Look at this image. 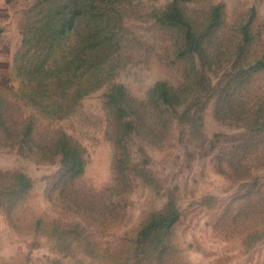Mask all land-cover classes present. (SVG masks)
Masks as SVG:
<instances>
[{
    "label": "rangeland",
    "instance_id": "rangeland-1",
    "mask_svg": "<svg viewBox=\"0 0 264 264\" xmlns=\"http://www.w3.org/2000/svg\"><path fill=\"white\" fill-rule=\"evenodd\" d=\"M36 1L0 0V91L11 102L12 117L22 113L36 126L23 147L16 139L0 137V264H129V257L143 264L158 259L169 264H264V118L258 124L240 118L229 121L220 113V108H226L225 85L234 73V59L264 56V0H183L194 22L207 23L213 8H218L219 21L196 57L199 73L206 72L211 80L210 91L192 104L194 131L178 117L182 107L176 110L164 142L147 141L129 129L126 140L133 180L113 209L89 219L91 236L98 243L94 257L83 244L58 233L66 217L62 168L52 145L58 129L64 130L83 151V171L76 183L99 193L107 187L117 189L118 149L110 138L106 97L111 85L104 83L78 97L68 90L63 97L64 115L53 112V99L50 103L49 96L35 95L24 85L31 60L22 41L24 13L27 7L31 15L44 8ZM169 1L135 0L123 11L120 25L136 41L124 46L121 59L119 54L105 64L114 65L111 84L123 86L125 104L148 100L157 82L173 87L182 82L184 65L176 53L174 31L149 17ZM29 22L36 23L34 18ZM247 22L250 35L243 41L242 54H237L240 27ZM247 72L242 85L232 82L230 87L236 116L254 115L257 106L264 114V66ZM53 97L61 101L59 93ZM95 199L100 197L96 194ZM170 200L180 208L179 219L168 230L170 250L129 252L120 263L100 257L120 250L124 235L134 233ZM107 241L110 245L105 249Z\"/></svg>",
    "mask_w": 264,
    "mask_h": 264
},
{
    "label": "trees",
    "instance_id": "trees-1",
    "mask_svg": "<svg viewBox=\"0 0 264 264\" xmlns=\"http://www.w3.org/2000/svg\"><path fill=\"white\" fill-rule=\"evenodd\" d=\"M134 1L37 0L36 3L42 2L44 8L31 15V8L27 7L24 13L25 27L22 29V41L24 47H27L26 53H31L28 75L23 80L24 85L28 86L35 95L49 96L50 103L53 99L52 105L55 104L53 112H63L61 115L66 113L63 109L67 102L63 97L70 89H73L78 97L101 87L104 83L111 85L106 97L109 102L110 138L118 149L114 165L117 189L113 192L107 187L99 193L76 183L83 171V151L64 130L58 129V136L52 145L57 162L62 168L61 199L63 215L66 217L62 219L63 225L58 233L69 237V240L73 238L75 242L83 244L85 250L89 249V255L93 257L97 255L94 249L98 243L91 236L89 219L92 220L95 216L103 217L108 210L113 209L114 202H120L123 198L122 190L130 187L133 180L129 173L132 159L127 150L126 140L129 129L132 128L136 134H142L147 141L164 142L170 135L172 121L177 115L176 110L182 107L184 111L178 117L185 120V124L194 131L196 122L195 112L190 113L192 104L196 97L207 96L211 86V80L206 72L199 73V62L196 57L203 53L205 36L219 21L218 8H213L207 23L194 22L182 6L183 0H170L164 8L158 11L152 10L149 17L154 22H159L161 26L174 31L178 44L176 53L184 65L182 82L177 87L166 81L157 82L148 100L137 102L135 106L125 104L123 86L111 84L114 65L108 66L105 62L119 54L121 59L124 46L136 41L132 34L127 36L124 27L120 25L123 21L121 17L124 9ZM33 18L36 23L29 22ZM250 28L251 23L248 22L240 27L241 41L236 46L237 54H242L244 51L243 41L249 38ZM58 49H62L61 52H57ZM59 56H61L60 60ZM262 66H264V56H257L253 60L242 56L234 59V73L225 85L228 87L224 100L226 108H220L224 118L229 121L240 118L242 121L262 123L264 114L259 111L258 106L254 115H235L234 95L230 89L232 82L243 84L242 78L248 73L247 71ZM90 85L92 87L88 89ZM56 93L61 96L60 102H57L58 98L53 97ZM12 114L10 100L0 91V137L4 135L10 142L16 139L19 147H23L25 140L31 139L36 126L30 117L24 118L22 113H18L14 118ZM37 157L47 159L48 156L38 154ZM226 161L229 169L234 172L235 166L230 158ZM107 191H110L108 195H104ZM96 194L100 197L98 201L95 199ZM179 217L180 208L176 201H168L162 210L153 212L134 233L124 235L120 250H111L108 254L103 252V256L100 257L108 256L110 261L120 263L129 252L137 254L139 250L143 251L147 248L160 252L170 250L173 245L168 237V230ZM106 244L108 247L105 249H108L109 241ZM129 261H131L130 257L129 264H143L137 257ZM156 261L159 264L170 262L161 259ZM155 262L148 261L146 264Z\"/></svg>",
    "mask_w": 264,
    "mask_h": 264
}]
</instances>
